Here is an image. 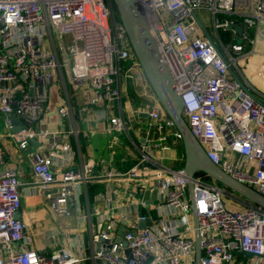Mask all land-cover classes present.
Instances as JSON below:
<instances>
[{
    "label": "built area",
    "instance_id": "1",
    "mask_svg": "<svg viewBox=\"0 0 264 264\" xmlns=\"http://www.w3.org/2000/svg\"><path fill=\"white\" fill-rule=\"evenodd\" d=\"M133 1L170 71L192 136L214 165L264 197V95L240 78L236 63L246 56L244 47L255 37L258 23L264 22V0ZM200 12L210 14L213 45L204 35ZM112 14L110 0H0V117L7 130L0 133V162L4 139L24 151L37 137L44 139L38 140L45 150L32 155L31 171L51 213L59 217L72 215L68 203L76 186H82L87 197L89 184L105 183L104 193L92 206L96 222L89 229L91 254L62 247L47 256L26 248L19 217L21 183L13 167L0 168V264L194 261L186 174L182 167L160 162L161 152L181 137ZM230 22L244 28L241 37L227 30ZM250 29H256L252 37ZM229 69L258 100L231 78ZM129 94L136 103L122 102ZM52 105L56 109L51 115L64 119L67 131L37 129L46 123ZM81 114L92 122L108 121L106 130L116 137L127 131L124 114L144 116L140 158L125 171L102 160L74 164L68 139L77 135L75 118ZM15 116L21 122L16 130L11 121ZM206 180L202 173L192 179L202 246L199 264H264V212L249 204L229 209L224 202L227 192ZM147 193L156 197V203L144 197ZM139 207L153 208L156 219L140 215ZM146 218L151 223L140 228Z\"/></svg>",
    "mask_w": 264,
    "mask_h": 264
},
{
    "label": "crops",
    "instance_id": "2",
    "mask_svg": "<svg viewBox=\"0 0 264 264\" xmlns=\"http://www.w3.org/2000/svg\"><path fill=\"white\" fill-rule=\"evenodd\" d=\"M255 32L256 29H250V37H252ZM256 45V50H253L254 47L249 49L248 45H246L248 50H246L247 48L245 49L246 56L242 59L249 58L250 54H255V52L261 48L259 43ZM252 66H256V64H253ZM254 71L259 72L262 79L255 75L253 80L257 85L258 83L262 84L260 88H263L264 73H260L258 69H254ZM246 83L249 85L248 82ZM250 86L259 94L264 95V88L262 91L254 85V87L251 84L249 87ZM132 98V95L129 94L127 97H123L122 102L136 103ZM81 101L82 99L76 103L78 107L82 104ZM55 109L56 107L52 105L48 110V114L44 118L46 123L40 127L37 125L38 130L48 128L50 130L64 129L67 131L69 129L68 123L64 119L51 115V112H54ZM117 109L118 108L115 107L114 111H118ZM91 110L95 111V108H92ZM88 115L93 116L91 112H89ZM87 116L86 114H81L78 118V115H76L75 120L77 122V127L78 124H81L83 128H78L77 135H70L68 139L71 144L74 164L79 165L89 162L98 164V162L102 160L105 163H110L121 171H125L140 158L137 148L142 143V137L146 134L144 116L134 117L130 114H124L125 120H127V131L123 134L121 133V135H117V137L113 136L106 130L108 121L92 122L90 117ZM38 140L42 142L44 139L37 137L36 141ZM39 141L37 143L33 142L32 148L25 151L15 148L13 141H10L7 138L2 141L4 154L2 156V161L0 162V168L13 167L16 170L17 177L21 183L19 190L22 196V207L19 211V217L22 219L25 226L24 232L25 236H27L28 243L26 248L48 256L55 250H59L62 247H68L75 253H86L89 256L91 254V248L88 244L90 235L89 229L90 226H93L96 222V216L94 215V212H92V206L95 204V197L100 195L99 193H104L105 183L89 184L86 188V192L90 197L89 195L86 197L85 194H83L82 186H76L75 196H73L68 203V208L73 212L72 215L68 217H59L55 213H51L44 192L34 184V177L32 176L31 171L32 155L45 150L44 146L40 147L41 144ZM108 141H110L115 148L112 152L114 156H110L106 153L107 146H109L107 145ZM101 152L103 154H99L101 156L98 160L93 158L96 153ZM160 156H162L160 162L163 165L173 169L182 167L184 155L182 152L181 141L179 143H169L168 149L163 150ZM53 189L52 193L54 191ZM144 197L148 199L149 202L153 201L156 203V197L154 195L151 196L147 193ZM138 211L140 215H147L148 217L156 219L157 213L153 208L146 209L139 207ZM81 240L83 246L80 245ZM79 264L92 263L86 261Z\"/></svg>",
    "mask_w": 264,
    "mask_h": 264
},
{
    "label": "water",
    "instance_id": "3",
    "mask_svg": "<svg viewBox=\"0 0 264 264\" xmlns=\"http://www.w3.org/2000/svg\"><path fill=\"white\" fill-rule=\"evenodd\" d=\"M112 5L120 24L126 32L130 48L133 51L138 66H140L144 74L147 84H149L157 102L160 103L166 116L171 120L174 128L181 137L182 152L184 155L182 169L188 180L187 191L189 192L192 228H194L193 241L195 256L192 264H199L202 246L199 235L197 211L195 210L192 195V179L194 176L198 173H202L207 179L220 186L232 197H236L245 204L254 205L263 212L264 197L256 190H252L236 179L231 178L217 165H214L205 154L199 141L192 136L186 120L182 116L183 102L180 99L179 93L176 91L175 83H173L168 67L160 59L158 47L150 33V29H148L146 19L140 7L133 0H110V6ZM226 27L227 30L234 31L238 38L241 37L244 32V28L236 23H227ZM204 35L209 40L210 44L213 45L212 39L205 29ZM229 74L231 78L239 82L249 95L258 100L252 91L247 90L245 84L238 78L233 69H229ZM11 121L14 125L16 124L15 130L21 125L20 120L16 116L12 117ZM33 141L35 143L38 142L35 139ZM150 223V218H146L144 222H140L139 227L143 228ZM119 235H121V233H119Z\"/></svg>",
    "mask_w": 264,
    "mask_h": 264
},
{
    "label": "rangeland",
    "instance_id": "4",
    "mask_svg": "<svg viewBox=\"0 0 264 264\" xmlns=\"http://www.w3.org/2000/svg\"><path fill=\"white\" fill-rule=\"evenodd\" d=\"M200 19L202 20V24L203 27L206 28V31L208 32V34L213 38V28H212V23H211V18H210V14L206 15L205 13H198ZM208 16V17H207ZM257 33L255 34V37L252 38V42H250L248 44L249 49H251L252 47L253 50L257 49V45L259 43L260 45V49L258 51L255 52V54H250L249 58L246 59H239L236 61L237 63V67H238V74H240V78H242V80L246 81L249 83V85L251 84L252 86L254 85L256 88H260V86L262 84L258 85L255 83V81L253 80V77L256 75L258 76L260 79H262V77L259 75V72L254 71V69H258V71H260V73H264V22L262 23H258L257 25ZM198 34L200 36H203V33L201 30H198ZM220 34L222 36V38L225 40V35L222 33V31H220ZM238 40V39H237ZM250 45V46H249ZM245 49L247 48L246 46L244 47ZM248 50V48L246 49ZM253 64H256V66H252ZM254 67V68H253ZM262 83V82H260ZM253 86V87H254ZM264 88V85H263ZM263 88H260L261 90ZM263 91V90H262ZM81 93L78 92L77 93V99L80 100ZM78 128L82 129V125L78 124ZM0 133L2 134H6L7 130L4 127V123H3V118L0 117ZM107 150L106 153H108L110 156H114L112 154V152L114 151V147L112 146V144L110 143V141L107 142ZM99 154H103L101 153H96L93 158H95L96 160H98V158H100L101 155ZM124 189L121 188L119 189V192L121 193L122 196H126L127 194L124 193ZM237 200V199H236ZM234 200V198H232V196L230 194L227 193V195L225 196V205L229 208H235L236 206L245 204L243 202L239 203L238 205V200L236 201ZM181 230V229H180Z\"/></svg>",
    "mask_w": 264,
    "mask_h": 264
},
{
    "label": "trees",
    "instance_id": "5",
    "mask_svg": "<svg viewBox=\"0 0 264 264\" xmlns=\"http://www.w3.org/2000/svg\"><path fill=\"white\" fill-rule=\"evenodd\" d=\"M111 11L113 12V14H112V16H113V19H114V21H116V22H119V20H118V18H117V15H116V12H115V10H114V7H113V5L111 6ZM120 23V22H119ZM249 35H250V33H249ZM227 38L229 39V37L227 36ZM82 142V141H81ZM83 143V142H82ZM208 183H212L209 179H207L206 180ZM88 192H89V189H88ZM89 195V194H88ZM89 197H90V195H89Z\"/></svg>",
    "mask_w": 264,
    "mask_h": 264
}]
</instances>
